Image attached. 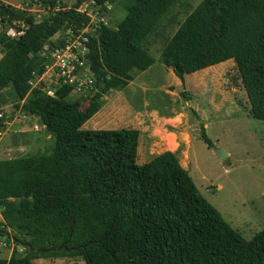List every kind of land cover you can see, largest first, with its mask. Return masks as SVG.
Listing matches in <instances>:
<instances>
[{"label": "trees", "instance_id": "obj_1", "mask_svg": "<svg viewBox=\"0 0 264 264\" xmlns=\"http://www.w3.org/2000/svg\"><path fill=\"white\" fill-rule=\"evenodd\" d=\"M37 1L50 14L39 22L0 3V92L8 89L15 107L37 118L54 146L48 154L0 161V234L13 230V241L26 247L23 256L13 252L0 264L67 257L84 264H264V231L244 240L201 196L173 153L138 166V131L81 129L104 94L123 90L133 70L155 64L143 44L179 0H93L97 6L118 3L125 17L115 29L100 26L90 40L96 91L83 110L84 98L67 101L70 87L49 98L30 83L44 73L40 54L52 37L89 23L78 12L88 0L67 11L61 0ZM15 27L22 35L11 39L4 30ZM228 61L247 99L245 115L264 122V0H202L158 58L181 82ZM200 127V140L211 149ZM62 245L60 252H36Z\"/></svg>", "mask_w": 264, "mask_h": 264}, {"label": "rangeland", "instance_id": "obj_2", "mask_svg": "<svg viewBox=\"0 0 264 264\" xmlns=\"http://www.w3.org/2000/svg\"><path fill=\"white\" fill-rule=\"evenodd\" d=\"M61 2V10L67 11L78 0ZM201 2L179 0L143 44L155 64L146 72L133 70V81L123 90L104 94L100 99L103 105L81 129L138 131V166L165 152L173 153L201 196L249 241L264 231V122L245 115L247 99L232 61L185 76L183 82L158 62L163 46ZM0 3L32 14L36 22L50 15L37 0ZM78 10L91 15L95 22L103 20V25L110 29H115L125 17V11L116 2L104 4L99 12L88 0ZM9 30L20 33L16 27L5 28L4 32ZM66 34V29L61 30L49 44L59 45ZM16 36L13 38L17 39ZM95 91L84 95L72 91L67 101L84 98L83 110ZM15 104L8 89L0 92V124L4 126L0 131V161L50 153L54 146L51 136L38 119L24 115ZM201 125L213 144L211 149L200 140ZM4 232L0 234V260H8L13 252L23 256L26 247L12 239L16 233L10 229ZM33 264L84 262L67 257L38 259Z\"/></svg>", "mask_w": 264, "mask_h": 264}, {"label": "built area", "instance_id": "obj_3", "mask_svg": "<svg viewBox=\"0 0 264 264\" xmlns=\"http://www.w3.org/2000/svg\"><path fill=\"white\" fill-rule=\"evenodd\" d=\"M90 3L100 12L102 6H97L93 0ZM78 12L86 15L89 23L76 31L67 30L59 45H45L40 54L45 59L44 73L34 77L30 83L31 90H40L49 98H54L55 92L64 86L81 95L90 94L94 90L88 57L89 43L100 26H104L103 20L95 22L91 15L79 10ZM96 16L98 17V12L95 13ZM6 35L14 39L16 35L17 38L21 36L22 32L15 34L9 30Z\"/></svg>", "mask_w": 264, "mask_h": 264}, {"label": "water", "instance_id": "obj_4", "mask_svg": "<svg viewBox=\"0 0 264 264\" xmlns=\"http://www.w3.org/2000/svg\"><path fill=\"white\" fill-rule=\"evenodd\" d=\"M5 236L7 237V235H5ZM61 250H65V245H62L59 248H50V249H47V250L37 249L36 252L37 253H53V252H60ZM28 251L31 253L32 249L30 247H28ZM71 251H75V250L74 249L73 250H68L67 252L69 253Z\"/></svg>", "mask_w": 264, "mask_h": 264}, {"label": "crops", "instance_id": "obj_5", "mask_svg": "<svg viewBox=\"0 0 264 264\" xmlns=\"http://www.w3.org/2000/svg\"><path fill=\"white\" fill-rule=\"evenodd\" d=\"M35 118V117H34ZM35 119H37V118H35ZM1 218V217H0ZM0 222H1V220H0Z\"/></svg>", "mask_w": 264, "mask_h": 264}]
</instances>
